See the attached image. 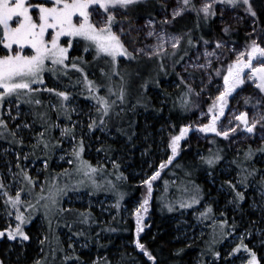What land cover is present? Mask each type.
<instances>
[{"label":"rangeland","instance_id":"obj_1","mask_svg":"<svg viewBox=\"0 0 264 264\" xmlns=\"http://www.w3.org/2000/svg\"><path fill=\"white\" fill-rule=\"evenodd\" d=\"M33 1L0 0V264H103L107 236H82L114 234L117 218L140 238L202 241L185 264H264V0H159L157 20ZM198 20L219 34L177 30Z\"/></svg>","mask_w":264,"mask_h":264},{"label":"trees","instance_id":"obj_2","mask_svg":"<svg viewBox=\"0 0 264 264\" xmlns=\"http://www.w3.org/2000/svg\"><path fill=\"white\" fill-rule=\"evenodd\" d=\"M103 1L107 2L108 4L115 2V4L118 5L117 7L125 6L127 8L126 11L132 20L140 19V18H149L152 20H157L158 10H159V5H160L159 0H102L100 2L101 6L106 5L107 7L108 4H103L102 3ZM36 2L37 0H34L32 4ZM258 2H261V0H258ZM192 28L196 31V37L199 36L202 38L204 37L210 38V37H215L217 34H219V28L216 25V22L213 20L208 22L207 24L202 23L198 20V23L196 26H183L181 24V26H179L177 30L189 31L191 34H193L191 32ZM204 31H205V34H204ZM3 38L0 37V40H2ZM239 41L244 42L245 40L241 36L239 37ZM1 45H3V41L1 42ZM21 48L22 47H20V49ZM152 98L154 99V97ZM154 102H156L155 99H154ZM169 104L170 103L167 101L164 107L169 108L168 106ZM153 106H154L153 108L157 109L158 111V112L157 111L154 112L158 117L165 116L164 107H163L164 111L161 113L159 109L160 105H158V103H154ZM138 110H143V109H138ZM168 111L169 112L166 114V116L171 126L174 125V126H177L178 128L189 120L187 116H183L180 119H176L171 115L170 108ZM138 113H139L138 111L136 113H131V111L129 112V108H128V110L125 113V115H127L126 118H128V122H129V119H132V118H134L135 121H139ZM30 120L32 121V118ZM138 128L139 127L137 126L134 131V135L136 134L135 132L138 130ZM114 129L117 131V134L119 137L122 136L121 134H124L128 137V141L132 143V140H130L132 136L128 134L129 130L126 131V129H122V128H114ZM122 140L123 138L121 137V139L118 140V142ZM115 143L117 145V142ZM108 147L112 148L111 143L105 146V150L103 153L106 154L108 157H113L115 155L114 153H115V150H117V148L113 150V149H109ZM184 153H186L187 155L190 154L191 156V153L188 151L187 152L185 151ZM224 153H225L226 158L228 159H231L233 157L229 149L225 150ZM232 159L235 160V157H233ZM192 160L194 159L192 158ZM200 176L198 178L199 181H201ZM141 191L142 189L139 188V191L131 196L133 197L138 196ZM204 191L205 193H207V189H204ZM123 199H126V196ZM163 218H166V217L165 216L162 217V215L159 216L157 214H156V217L153 218L152 223L156 224L157 222H159V225L156 224L158 230L163 229V225H164L163 222L165 220ZM243 218H245L244 215L241 217V219ZM116 220L117 221H114L113 224H110V227L116 228V231L114 234H111L109 231H106V226L101 224V231L98 234L92 235L88 232L87 234H85V236H82L84 239L88 238V239H92L93 241H95V239L97 238V235L102 236L103 234H105L107 236V240L102 241V243L99 246L101 247V253L105 254L106 257L108 258V260H105V262L104 260L103 262H101L103 264H113V262H111V257H113V253L115 252V250L112 251L115 245H118L121 247V249H123L122 252L119 251L120 253L119 256L121 257L123 264H185L188 261L189 257L192 255L193 251L198 250L199 252H202L201 248H196V246L199 245L202 241H200L199 244H196L193 248L191 246H186V245L180 246L178 244H175L174 242H171L173 238H172V235L170 236L171 232L169 231L164 234H158V235H153V236L151 234H148V236L146 235L145 238H140L137 235V228L135 226L134 220L130 219L127 222H124V219L122 218H117ZM240 227L246 229L248 228V225H246V223L244 224L242 223L241 225H239V228ZM153 230H155V228H153ZM122 240H125L126 242L130 244H134L133 246L136 248V250L132 246H130L131 248H129L128 245H122V242H121ZM141 243H146V246L145 247L142 246ZM94 244L96 243L94 242L92 245ZM31 249L32 247L29 248V250ZM131 252H133V254H131ZM27 254H28V251L26 252V256ZM1 258H2V255H1ZM96 264H100V262Z\"/></svg>","mask_w":264,"mask_h":264},{"label":"crops","instance_id":"obj_3","mask_svg":"<svg viewBox=\"0 0 264 264\" xmlns=\"http://www.w3.org/2000/svg\"><path fill=\"white\" fill-rule=\"evenodd\" d=\"M53 27H55V29L57 30L56 31V34H57V36H56V38H55V34H54V31L53 32H51V37L54 39H57V40H60V38L58 37L59 36V34L60 33H62V32H66V30H60V28H59V26H61V25H59V26H57V25H52ZM57 26V27H56ZM38 28V27H37ZM35 31H38L39 33H43V35H46V28L45 29H43V30H39V28L37 29V30H33V33L35 32ZM6 34H7V32H5ZM67 33V32H66ZM6 34L4 35V36H2V38L4 37L5 38V36H6ZM35 36V35H34ZM44 38H45V36H44ZM62 39V38H61ZM31 40H34V39H29V41H31ZM44 40L43 39H41V41L40 42H43ZM60 41H62V40H60ZM30 43V42H29ZM5 107L6 106H4V109H3V119H4V111H5ZM25 107V109L26 110H29L26 106H24ZM32 117L30 116V119H31ZM54 121V120H53ZM32 122H33V120H32ZM36 124H37V127L35 126V128H39V129H41V130H43L44 131V138L45 137H47V136H49V132H48V128L46 127V126H42L41 124L39 125L38 124V121L36 122ZM52 134H53V136H52V138L55 140V130L53 129V131H52ZM53 140V143H55L56 144V148H59L61 145L60 144H58V142L56 141H54ZM21 144H22V146L24 147V149H29L28 147H27V144H25V143H23V142H21ZM44 145H46L45 143H44ZM26 146V147H25ZM52 147H53V144H52ZM51 147V148H52ZM18 150L19 151H21V149L20 148H18ZM44 150V149H43ZM35 152H38L39 153V151L37 150V151H35ZM45 152V151H44ZM44 152H41V153H39L40 154V156L41 155H43V153ZM35 155H37V153L35 154L34 152H33V154H32V156L35 158ZM33 158V159H34ZM37 158H41V157H37ZM2 185L3 186H5V183H2Z\"/></svg>","mask_w":264,"mask_h":264}]
</instances>
